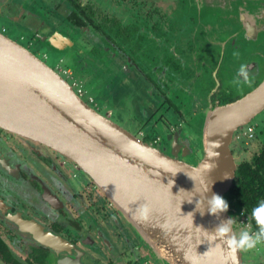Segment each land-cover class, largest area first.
<instances>
[{
  "label": "flooded vegetation",
  "instance_id": "flooded-vegetation-1",
  "mask_svg": "<svg viewBox=\"0 0 264 264\" xmlns=\"http://www.w3.org/2000/svg\"><path fill=\"white\" fill-rule=\"evenodd\" d=\"M202 1L31 0L28 10L17 21L28 24L34 38L48 41L57 51L67 45L88 46L85 49L95 54L92 42L98 41L107 52L100 55L103 63L112 58L120 68L125 66L132 73L140 70L146 78V71L135 60L141 56L142 46L129 39L135 28L131 16L147 17L148 25L151 22L155 29L159 24H174L181 61L175 60L177 55L170 56L165 66L163 61V65L151 68L158 78L152 93L162 100L146 122L153 130L163 125L167 141L144 130L135 135L165 155L196 166L205 155L203 147V157L196 163L184 157L196 152L192 140L198 136L190 119L201 114L204 122L211 106L225 105L248 94L228 101L218 97L222 84L215 79L221 68L215 72L217 66H211L210 58H215V54L207 51L208 46L218 49L217 59L224 55L222 60H227L234 74L241 64L248 65L253 81L264 72V0H209L207 7ZM22 8L20 0H0V13L15 16L17 13L9 11L20 12ZM71 29L80 39L79 44L65 37ZM168 32L163 31L165 35ZM185 42L192 43L191 48L183 47ZM198 48V52H203L201 57ZM79 53L81 50L73 59L75 67L61 64L65 58L61 57L54 69L61 75L69 71L72 76L66 77L67 81L73 85L72 78L78 80L86 94L92 78L87 72L97 75L103 63L92 58L83 62ZM43 56L41 59L48 63V53ZM201 66L211 73L201 76ZM90 99L96 103L94 98ZM162 109L165 113H161ZM110 115L113 113L105 116L113 120ZM154 115L159 116L154 119ZM251 122L234 134L232 150L237 170L242 163H253L264 153V129L258 133ZM227 203L236 233L257 231L247 207L234 198ZM45 233L52 235V242ZM261 249L264 250V243L256 247L258 252ZM247 261L264 264L257 259ZM0 264L163 263L93 179L69 157L43 142L0 127Z\"/></svg>",
  "mask_w": 264,
  "mask_h": 264
},
{
  "label": "water",
  "instance_id": "water-1",
  "mask_svg": "<svg viewBox=\"0 0 264 264\" xmlns=\"http://www.w3.org/2000/svg\"><path fill=\"white\" fill-rule=\"evenodd\" d=\"M263 111L264 80L238 100L211 106L202 133L205 155L191 165L98 112L52 66L0 31V127L69 157L163 264H245L242 251L213 238L231 216L228 210L210 215L207 199L223 198L233 187L234 134Z\"/></svg>",
  "mask_w": 264,
  "mask_h": 264
},
{
  "label": "rangeland",
  "instance_id": "rangeland-1",
  "mask_svg": "<svg viewBox=\"0 0 264 264\" xmlns=\"http://www.w3.org/2000/svg\"><path fill=\"white\" fill-rule=\"evenodd\" d=\"M22 2L23 8L20 12H17L16 9H11L9 12L16 14L15 16H11L9 13L3 14L0 13V31L4 32L7 36L12 39L19 41L20 43L24 44L25 46L31 48V50L37 52L41 58H44V53H48V59L46 61L50 66L53 68H57V63L60 64V58L65 57L61 64H68L71 67H75L76 64L74 63L73 59L74 56L81 50L79 53L82 58L83 62H89L90 59H98L99 62L103 63L104 59L100 57V55H107V52L103 50L101 43L98 41L92 42L94 51H89L85 49V47L89 48L88 46H79V47H72V45H67L61 51H57L54 49L48 41L41 39V38H34L32 36V31L29 28L28 24L18 22L17 19L21 16L22 12L28 10L30 7L29 4L31 0H20ZM105 2V1H103ZM109 5V2H106V6ZM29 6V7H28ZM178 8H182V6H178ZM207 13H205V16ZM137 16V17H136ZM132 23L135 26L134 31L130 34L129 38L131 42L135 45L142 46L141 56L139 58H135L138 62L139 67L146 71V77H144L140 70H135V73L132 71H127L124 68L125 66L120 68L116 65V60L112 61L113 59H105L106 64L103 63L102 71L99 72L97 75H91V71L87 73L90 74L92 77L91 83L87 85V93L83 97L92 107H96L100 109L102 113L105 115L109 113H113V120H115L119 125L126 128L133 134L139 135L140 130H144L145 132L151 133L152 136H157L159 134L164 142L167 141V130L164 129L163 125L160 124V127L156 129H152L151 125H146L147 119L152 116V113L157 105H160L161 97L155 96L152 93L154 89V84L158 83L157 74L155 71H152L151 68L156 64H162L164 61V66L167 63V59L175 55L178 58H175L177 62H180L181 59L179 57L180 54V47L176 46L175 39V25L168 27L167 25H157L156 29L151 27V22L148 25V18L144 17L141 18L139 15L135 14L131 16ZM157 29L160 30L157 31ZM66 30V29H64ZM68 31L64 36L69 38L71 41L74 42L80 41L78 39L77 34ZM163 31H170L166 35ZM156 37H159L156 38ZM30 42L32 44H30ZM130 42V41H129ZM79 44V43H77ZM192 43L185 42L183 47L186 49L191 48ZM196 46V44H195ZM178 47V48H177ZM209 48L207 51L211 50L215 54V58H210L211 66H217V68H221L220 72H218L216 81H220L221 89L219 92L218 97L224 100H232L237 99L238 97H242L247 92L249 93L254 89L256 84L261 80L264 79V72L257 77L255 81H253L254 77L249 75L251 84L250 86H246L242 89L235 88L230 82L231 80L238 75L237 71L234 74L231 65L227 62L226 59L222 60L223 54L220 55L217 59L218 49L214 46H208ZM84 48V49H83ZM83 49V50H82ZM107 50V49H106ZM197 54L199 57L203 54L201 50L198 52L199 48L196 49ZM179 53V54H178ZM176 56V57H177ZM184 59V58H183ZM108 64V65H107ZM115 65V66H114ZM127 65V63H125ZM201 71L203 70L204 76L206 73H211L209 69H203L201 66ZM214 72V73H215ZM214 76V74H213ZM202 79V78H200ZM242 79V78H241ZM90 97L95 99V104L90 102ZM161 113H165L163 109ZM156 119L159 115H154ZM203 115L198 114L196 117H193L192 124L190 125L194 132L198 137H193L192 140L193 148L196 149L192 154L184 155L185 158L191 163H196L203 157V146H202V133H203ZM254 124L257 132L260 133L264 129V111L257 115L251 122ZM239 160V159H238ZM239 234V230L238 233ZM243 257L246 262L251 259H257L258 262L264 261V250L261 249V252H258L255 249L251 251H243ZM261 263V262H260ZM263 263V262H262ZM253 264V263H250Z\"/></svg>",
  "mask_w": 264,
  "mask_h": 264
},
{
  "label": "clouds",
  "instance_id": "clouds-1",
  "mask_svg": "<svg viewBox=\"0 0 264 264\" xmlns=\"http://www.w3.org/2000/svg\"><path fill=\"white\" fill-rule=\"evenodd\" d=\"M242 77V79H241ZM235 88L242 89L246 86H250L251 81L248 75V65L241 64L238 70V75L234 77L230 82ZM209 188H206L207 192ZM208 213L210 215H217L221 212L228 210L227 201L217 194H213L211 198L207 199ZM149 209L145 205L143 209V218H147ZM252 218L258 227L255 232H249L248 230H242L237 234L231 225L233 224V218H229L225 223L218 226L214 232L213 238L223 241L227 249L233 253L237 251H251L257 247V245L264 243V201H260L258 206L252 210Z\"/></svg>",
  "mask_w": 264,
  "mask_h": 264
},
{
  "label": "trees",
  "instance_id": "trees-1",
  "mask_svg": "<svg viewBox=\"0 0 264 264\" xmlns=\"http://www.w3.org/2000/svg\"><path fill=\"white\" fill-rule=\"evenodd\" d=\"M223 198L226 201L234 198L250 212L260 201H264V153L253 163L246 162L239 166L234 186ZM254 225L258 230L255 220Z\"/></svg>",
  "mask_w": 264,
  "mask_h": 264
},
{
  "label": "built area",
  "instance_id": "built-area-1",
  "mask_svg": "<svg viewBox=\"0 0 264 264\" xmlns=\"http://www.w3.org/2000/svg\"><path fill=\"white\" fill-rule=\"evenodd\" d=\"M63 74L64 75H62L65 79H66V77L67 78H70L72 75H70V73H69V71H67V70H65V71H63ZM67 80V79H66ZM72 82H73V85H72V87L74 88V90L77 92V94L80 96V97H84V95H85V91H84V89H83V87H82V85L79 83V81L78 80H76V79H73L72 78ZM70 83V82H69ZM71 84V83H70ZM84 99V98H83ZM90 101H91V99H90Z\"/></svg>",
  "mask_w": 264,
  "mask_h": 264
}]
</instances>
